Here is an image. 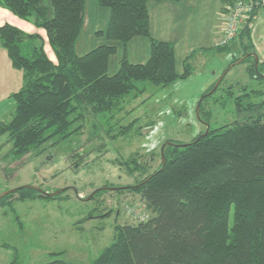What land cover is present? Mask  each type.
<instances>
[{"label": "trees", "instance_id": "obj_1", "mask_svg": "<svg viewBox=\"0 0 264 264\" xmlns=\"http://www.w3.org/2000/svg\"><path fill=\"white\" fill-rule=\"evenodd\" d=\"M97 1L109 11L106 29L97 32L107 43L79 55L87 0H0V7L45 30L57 58L56 64L50 60L41 35L10 24L0 26L1 45L24 79L21 90L12 95L14 113L0 122V136L8 137L14 158L22 159L53 138L64 140L78 133L82 126L73 127L85 120L87 111L95 115L119 112L125 99L144 95L150 86L165 88L190 78L195 72L191 62L200 51L224 53L230 46L193 51L179 73L175 45L151 34L148 5L180 0ZM247 1L257 6L250 24L263 0ZM250 35L246 25L239 35L244 45L242 63L252 60L248 75L262 82L264 72L246 44ZM137 37L149 42L146 63L128 59L127 45ZM113 43L123 46V55L112 75L111 57L118 51ZM213 88L204 97L213 95ZM246 90L239 96L227 91L234 97L238 119L226 127L209 128L210 114L201 106L199 114L207 132L189 143L165 144L154 172H149L147 163H139L138 156L123 164L130 175L142 176L125 190L140 195L154 216L137 225H116L113 243L92 264H264V100L253 99H263L264 90ZM131 130L120 128L115 136H127ZM58 197L19 187L0 200V207Z\"/></svg>", "mask_w": 264, "mask_h": 264}, {"label": "rangeland", "instance_id": "obj_2", "mask_svg": "<svg viewBox=\"0 0 264 264\" xmlns=\"http://www.w3.org/2000/svg\"><path fill=\"white\" fill-rule=\"evenodd\" d=\"M157 4L150 5L155 20L161 11ZM202 13L199 10L196 16ZM86 20L77 45L79 55L107 43L103 38L91 37L94 31L91 28L97 25L96 30L105 29L109 11L101 8L97 0H87ZM200 23L197 17L191 20L190 30L194 34L203 27ZM223 36L214 47L219 46ZM138 39L143 41H135ZM140 42H147V39L137 37L129 47L130 59L135 64L146 63L149 58L147 55L143 58ZM205 43L208 42H191L190 47L198 50ZM113 44L118 51L111 57L109 72L112 75L123 55V46ZM50 56L53 57L51 53ZM185 57V52L177 49L179 73L184 71ZM242 57L214 50L200 53L191 62L195 72L190 78L165 88L150 86L144 95L125 99L119 112L95 115L87 111L85 120L73 127L82 126L78 133L64 140L53 138L22 159L10 154V143L2 146L0 196L25 186L38 187L48 193L63 192L51 201H15L0 207V264H42L54 260L92 264L113 243L116 225H137L153 217L140 195L125 190L142 176L130 175L123 164L138 156L137 161L147 163L149 172L157 170L165 144L170 141L189 143L207 132L208 126L199 114L201 106L204 113L210 114L209 128L220 129L234 123L238 119L236 106L234 97L227 91L239 96L243 88L246 92L264 90V81H252L248 75L247 68L252 60L231 66L234 60ZM212 88L215 93L204 97ZM253 99L256 102L264 100ZM126 127L132 128L129 134L116 138L119 129ZM92 195H95L93 199Z\"/></svg>", "mask_w": 264, "mask_h": 264}, {"label": "crops", "instance_id": "obj_3", "mask_svg": "<svg viewBox=\"0 0 264 264\" xmlns=\"http://www.w3.org/2000/svg\"><path fill=\"white\" fill-rule=\"evenodd\" d=\"M236 1L239 0H180L178 2H158L157 6L159 9H161V11L157 14L156 20L154 19L152 13H150V5L157 2H152L151 4L149 3L148 10L150 15L151 34L156 40L173 43L175 45V50L177 51V49H182L185 52L186 57H188L193 51L197 50L193 47H190L191 42L200 40L208 42L205 43L203 47H198V50H207L213 48L223 35L225 24L224 16L230 7V4L235 3ZM199 10H202L203 13L202 15L196 16ZM171 16H173L172 20H170ZM194 17H197V19L201 22L200 24L203 26L202 28L197 29V34H194L193 30H190V22ZM90 23L92 24V22ZM5 24L13 25L28 34L41 35L46 42L45 51L50 60L55 63L57 58L48 43V37L45 30L36 28L32 23L24 21L15 16L9 10L0 7V26ZM86 24L87 20L85 13L84 29ZM96 27L97 25H94L91 28V31L94 30L91 32V37L93 38L97 36V32H99L96 30ZM105 29L102 27V30L100 31H104ZM250 29V41L245 42L247 47H251L250 50L252 51L250 52H252L253 59L256 61L254 56H257L259 59V63H256L258 66H261V71L264 72V0L262 1V6L256 11V15L252 21ZM201 34L203 36H201ZM135 41L143 40L138 39ZM130 43L127 45V55L129 61L131 63H135L130 59ZM140 43L143 45V58L146 55L148 57L150 47L149 42L147 41ZM210 43L211 46L209 45ZM242 43L243 41L239 37L236 41L230 44L226 52L231 53L233 57L238 56L239 54L243 56L244 45ZM79 48L80 47L77 46V49ZM47 49L53 55V57L50 56V53ZM204 52L205 51H200L198 54ZM111 63L112 62H110V70ZM23 83V73L13 67L7 51L2 47L0 42V122L9 119L14 113L16 103L12 98V95L21 90ZM7 139V136H0V148L7 144Z\"/></svg>", "mask_w": 264, "mask_h": 264}, {"label": "built area", "instance_id": "obj_4", "mask_svg": "<svg viewBox=\"0 0 264 264\" xmlns=\"http://www.w3.org/2000/svg\"><path fill=\"white\" fill-rule=\"evenodd\" d=\"M257 6L252 1L239 0L230 5L227 10L225 18V27L223 31V38L221 39L219 46L229 45L237 37H239L242 29L249 24L252 13Z\"/></svg>", "mask_w": 264, "mask_h": 264}, {"label": "water", "instance_id": "obj_5", "mask_svg": "<svg viewBox=\"0 0 264 264\" xmlns=\"http://www.w3.org/2000/svg\"><path fill=\"white\" fill-rule=\"evenodd\" d=\"M255 57V59H256V62L257 63H259V59L257 58V56H254ZM241 61H243V58L240 60V62ZM216 87H217V85H216ZM215 87V88H216ZM26 187H31V188H34V189H36V190H38V191H40V192H42V193H44V194H48V195H50V196H56V195H58V194H60V193H62L63 191H58V192H53V193H48V192H45V191H43L41 188H38V187H32V186H26ZM97 191H99V190H97ZM97 191L95 192V193H97ZM14 192V190H9V191H6V192H4L3 194H1V196H0V200L3 198V197H5L6 195H8V194H10V193H13ZM94 193V194H95ZM91 197H93V195L91 196ZM90 197V198H91ZM89 198V199H90Z\"/></svg>", "mask_w": 264, "mask_h": 264}]
</instances>
